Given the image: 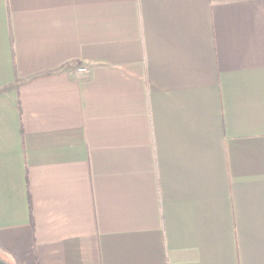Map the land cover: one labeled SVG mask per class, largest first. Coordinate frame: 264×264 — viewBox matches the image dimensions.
<instances>
[{"label": "crops", "instance_id": "0c3cea01", "mask_svg": "<svg viewBox=\"0 0 264 264\" xmlns=\"http://www.w3.org/2000/svg\"><path fill=\"white\" fill-rule=\"evenodd\" d=\"M0 241L264 264V0H0Z\"/></svg>", "mask_w": 264, "mask_h": 264}, {"label": "trees", "instance_id": "16d2710c", "mask_svg": "<svg viewBox=\"0 0 264 264\" xmlns=\"http://www.w3.org/2000/svg\"><path fill=\"white\" fill-rule=\"evenodd\" d=\"M0 247H2V249L6 252V254H8L9 257H12V258H13L15 264H22V263L18 260L17 256H16L13 252H11L7 247H5V246L2 244L1 241H0ZM2 258L5 259V260H7L9 263L13 264L9 259H6V258H4V257H2Z\"/></svg>", "mask_w": 264, "mask_h": 264}, {"label": "rangeland", "instance_id": "374dc122", "mask_svg": "<svg viewBox=\"0 0 264 264\" xmlns=\"http://www.w3.org/2000/svg\"><path fill=\"white\" fill-rule=\"evenodd\" d=\"M0 257H4L6 259H9L13 264H15L13 258L9 257L8 254H6V252L2 249V247H0Z\"/></svg>", "mask_w": 264, "mask_h": 264}, {"label": "built area", "instance_id": "2783aa9c", "mask_svg": "<svg viewBox=\"0 0 264 264\" xmlns=\"http://www.w3.org/2000/svg\"><path fill=\"white\" fill-rule=\"evenodd\" d=\"M78 70L79 72L86 73V74L89 72V68L87 66L79 67Z\"/></svg>", "mask_w": 264, "mask_h": 264}, {"label": "water", "instance_id": "95a60500", "mask_svg": "<svg viewBox=\"0 0 264 264\" xmlns=\"http://www.w3.org/2000/svg\"><path fill=\"white\" fill-rule=\"evenodd\" d=\"M0 264H10L7 260L0 257Z\"/></svg>", "mask_w": 264, "mask_h": 264}]
</instances>
